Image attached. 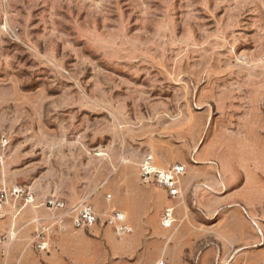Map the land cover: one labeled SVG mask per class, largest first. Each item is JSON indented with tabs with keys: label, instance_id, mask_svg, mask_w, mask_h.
<instances>
[{
	"label": "rangeland",
	"instance_id": "374dc122",
	"mask_svg": "<svg viewBox=\"0 0 264 264\" xmlns=\"http://www.w3.org/2000/svg\"><path fill=\"white\" fill-rule=\"evenodd\" d=\"M206 142L264 165V0H0V192L92 205L120 242L169 235L177 223L160 217L176 200L135 172ZM115 210L128 236L106 224ZM192 229L180 262L198 264L210 236ZM263 259L264 242L235 264Z\"/></svg>",
	"mask_w": 264,
	"mask_h": 264
},
{
	"label": "crops",
	"instance_id": "0c3cea01",
	"mask_svg": "<svg viewBox=\"0 0 264 264\" xmlns=\"http://www.w3.org/2000/svg\"><path fill=\"white\" fill-rule=\"evenodd\" d=\"M209 144L170 161L163 157L164 166L157 163L164 169L176 163L187 168L181 181L182 195L170 205L177 221L171 233L173 242L168 240L171 234L164 235L159 226L142 227L129 241L120 242L108 227L75 231L69 225L67 231L53 234L51 253L40 254L33 244L35 213L27 209L16 221L0 217V264H157L170 252L177 253L174 264H186L180 262L181 255L197 250L198 234L192 229L195 224L203 225L210 236V245L198 264L242 262L264 242L250 223L264 220V165L245 169L231 158L238 150H214ZM135 173L137 178L139 165ZM37 214L51 216L46 209ZM260 226L264 228V224ZM12 232H17L14 241H10Z\"/></svg>",
	"mask_w": 264,
	"mask_h": 264
},
{
	"label": "built area",
	"instance_id": "2783aa9c",
	"mask_svg": "<svg viewBox=\"0 0 264 264\" xmlns=\"http://www.w3.org/2000/svg\"><path fill=\"white\" fill-rule=\"evenodd\" d=\"M186 173V166L179 163L165 169L161 168L152 155L146 156L139 164L140 182L145 186L159 188L171 200H178L181 197V181ZM27 209L35 213L32 220L34 248L38 253L45 255L51 253L52 236L56 231L65 232L69 225L75 231L87 230L99 222L98 214L94 207L89 204L70 208L63 200L56 197H49L40 201L35 192L26 185H17L0 192V217H11L12 220L16 221ZM40 209L48 210L51 216L41 217L37 214ZM175 223L174 207H166L161 215L162 227L171 229ZM106 224L112 227L119 237L128 236L132 232L126 215L116 210L109 215ZM16 237L17 232H12L10 241H14ZM157 264L167 263L162 260ZM262 264H264V259Z\"/></svg>",
	"mask_w": 264,
	"mask_h": 264
}]
</instances>
